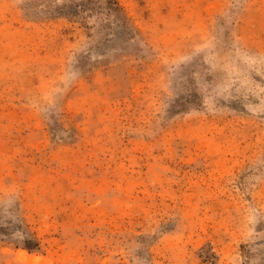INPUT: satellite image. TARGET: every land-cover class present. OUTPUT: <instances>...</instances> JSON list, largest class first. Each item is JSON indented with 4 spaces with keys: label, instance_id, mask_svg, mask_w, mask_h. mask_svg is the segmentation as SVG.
Here are the masks:
<instances>
[{
    "label": "rangeland",
    "instance_id": "374dc122",
    "mask_svg": "<svg viewBox=\"0 0 264 264\" xmlns=\"http://www.w3.org/2000/svg\"><path fill=\"white\" fill-rule=\"evenodd\" d=\"M0 264H264V0H0Z\"/></svg>",
    "mask_w": 264,
    "mask_h": 264
}]
</instances>
